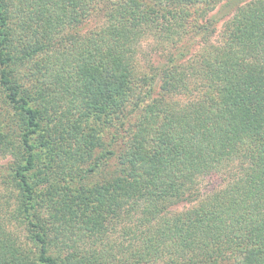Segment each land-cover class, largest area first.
<instances>
[{
    "label": "trees",
    "instance_id": "16d2710c",
    "mask_svg": "<svg viewBox=\"0 0 264 264\" xmlns=\"http://www.w3.org/2000/svg\"><path fill=\"white\" fill-rule=\"evenodd\" d=\"M9 1L0 0V83L33 133L69 102L70 119H58L42 145L55 159L84 120L97 115L113 125L127 115L148 80L135 68L139 38L155 23L138 0H124L109 15L125 29L90 30L84 24L106 0ZM232 19L219 44L199 55L197 69L169 67V56L150 89L154 98L144 108L140 102L120 148L100 136L86 143L87 136L69 149L66 158H90L85 176L104 171L87 190L52 185L35 193L39 152L27 134L23 155L0 140V149L21 160L17 211L37 246L25 248L0 225V264H264V0L239 7ZM66 27L68 37L57 40ZM167 32L176 47L182 37ZM67 40V48L59 45ZM160 111L149 141L145 124Z\"/></svg>",
    "mask_w": 264,
    "mask_h": 264
},
{
    "label": "rangeland",
    "instance_id": "374dc122",
    "mask_svg": "<svg viewBox=\"0 0 264 264\" xmlns=\"http://www.w3.org/2000/svg\"><path fill=\"white\" fill-rule=\"evenodd\" d=\"M5 1L8 2H6L7 5H10L11 1ZM123 1H104L101 14L92 17L87 24L85 23L83 30L101 28L105 24L112 25V23L120 24L125 29L127 26L124 21H109L112 10L116 6L120 7ZM250 1L220 0L214 4L201 1L182 5L170 4L163 0H138L142 11L148 13V16L143 15V17H150L155 23L153 29L146 30L144 35L139 38V44L137 45L135 68L137 72L147 73L148 76L147 82L140 88V91L135 90L138 106L135 107L134 104L136 98H132L127 103V115L114 120L117 122H114L113 125L97 115L92 116L89 120H84L81 128H77L75 132H70L71 135L67 142L62 141L60 145L62 151L58 149L60 155L55 159L51 158L46 147L42 145L46 136H53L54 130L52 132L51 130L57 124L58 119L63 118L66 121L70 119L69 102L61 105L63 107L55 106V109L49 111L47 113L48 119H43L41 129L33 133L31 130L24 129L22 112L9 102L6 91L0 83V140L10 142L23 155L25 149L21 142L24 134H27L34 150L39 152L40 160L35 172H39L41 175L37 181L36 178L31 180L34 192L43 193L50 186L55 185L54 187L74 193L80 189L87 190L99 178L102 179L103 170L85 176L84 170L87 169L90 158L82 161L79 153L76 154V152L71 158L69 156L66 158L69 149L73 148V151L75 150L74 147L77 149L78 142L83 138L87 139V136L86 143L89 140L96 142L98 136H100L105 144H109L110 149H115L118 146L120 148L129 136V126L127 125H134V120L136 121L138 118L137 110L140 108V102L142 108H144L154 98L150 89H157V85L160 84L157 77L160 71L169 65V56H173L174 58H172L175 59V63L170 64L169 67L174 66L176 70L181 67L192 68V70L197 69V62L202 51L212 44H219L233 14L239 7L245 6ZM15 3L17 5L18 1H15ZM171 11L172 14H170ZM123 28L118 32L121 33ZM168 30L171 38L179 39L182 37L176 47L166 39ZM179 30L183 32L180 34ZM61 31V33L58 32L55 35L57 40L63 37L67 38L71 29L66 27ZM59 45L67 48L69 46L68 40L59 43ZM156 73L158 74L156 75ZM153 78H155L154 82L156 83H153ZM159 97L161 98L162 95L157 96V98ZM162 119L163 112L160 111L150 119V122L145 124L149 129V133L148 130L145 132V134L148 133L149 141H151L152 135ZM76 134L79 135V139L76 138ZM93 150H95V147H93ZM100 153L102 151L97 154ZM20 161L19 157L16 158L12 153L0 149V225L6 228V231L12 233L25 248L37 251V246L31 240L32 228L25 223L23 224L21 219L23 216L17 211L21 194L19 188H15V184L17 181L16 172L21 164ZM35 172H31V174L34 175ZM115 237L116 235L113 238Z\"/></svg>",
    "mask_w": 264,
    "mask_h": 264
}]
</instances>
